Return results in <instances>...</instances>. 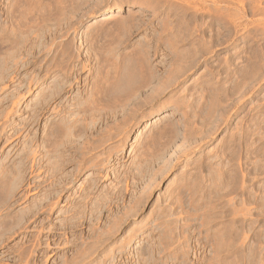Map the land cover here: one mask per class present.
Masks as SVG:
<instances>
[{"label":"rangeland","instance_id":"rangeland-1","mask_svg":"<svg viewBox=\"0 0 264 264\" xmlns=\"http://www.w3.org/2000/svg\"><path fill=\"white\" fill-rule=\"evenodd\" d=\"M211 1L0 0V264H264V0ZM92 101L101 115L85 111ZM87 126L78 141L51 139Z\"/></svg>","mask_w":264,"mask_h":264},{"label":"bare ground","instance_id":"bare-ground-1","mask_svg":"<svg viewBox=\"0 0 264 264\" xmlns=\"http://www.w3.org/2000/svg\"><path fill=\"white\" fill-rule=\"evenodd\" d=\"M177 1H178V0H177ZM181 1H182V3H183L187 8H192V11H193V9H194V11H195V7H194L195 0H181ZM181 1L179 0L180 3H181ZM209 1H210V0H209ZM212 1H213V0H212ZM212 1H211L210 3H213ZM175 2H176V1H175ZM207 2H208V1H207ZM176 3L178 4V2H176ZM180 3H179V4H180ZM182 3H181V4H182ZM195 5H196V4H195ZM181 6H183V5H181ZM204 6H205V5H204ZM197 7H198V6H197ZM175 8H176V7H175ZM187 8L184 7L185 11L187 10ZM182 10H183V9H182ZM189 10H191V9H189ZM192 11H191V12H192ZM255 11H256V10H255ZM119 12H121V8H120V7H116V8H112V9H104V10L101 11V13L98 15L96 21L106 20L108 17H110V16L113 17V14H118ZM183 12H184V11H183ZM210 12H211V11H210ZM253 12H254V11H253ZM259 13H260V12H259ZM183 14H184V13H183ZM185 14H186V13H185ZM194 14H196V13H194ZM194 14H192V16H193ZM211 15H212V14H211ZM211 15H210V16H211ZM193 18H194V17H193ZM192 20H193V19H192ZM195 21H196V20H195ZM193 22H194V21H193ZM175 25H176V24H175ZM179 25H180V24H179ZM233 25H234V23H233ZM166 26H167V25H166ZM169 26H170V25H169ZM172 26H173V25H172ZM184 26H185V25H184ZM190 26H191V25H190ZM197 26H198V25H197ZM256 26H257V25H256ZM175 27H176V26H175ZM185 27H187V26H185ZM191 27H192V26H191ZM193 27H194V26H193ZM168 28H169V27H168ZM187 28H188V27H187ZM194 28H195V27H194ZM198 28H199V27H198ZM198 28H197V29H198ZM200 28H201V27H200ZM231 28H232V27H231ZM236 28H237V26H235L234 29H236ZM165 29H166V28H165ZM191 29H192V28H191ZM195 29H196V28H195ZM180 30H181V28H180ZM183 30H186V29H183ZM160 32H161V31H160ZM164 32H165V30H164ZM168 32H170V34L173 35L174 30L172 31V29H170V30H168ZM180 32H181V33L183 32L184 35H183V34H180V35H182V37H181V36H178V34H177V36L180 37V39H181V41H182V40H184V38H185V39L188 38V35L191 36V35H192L191 33H192L193 31H192V32H191V31L189 32V29H188V30H187V33H185V31H180ZM198 32H199V31H198ZM230 32H231V31H230ZM178 33H179V32H178ZM195 33H196V31H195ZM195 33H194V34H195ZM186 34H188V35H186ZM227 35H228V34H227ZM227 35H226V36H227ZM230 35H231V34H230ZM177 36H174V41H175V38H176V39L178 38ZM184 36H185V37H184ZM168 37H169V36H168ZM171 37H172V36H171ZM192 37H193V36H192ZM192 37H190V38H192ZM210 37H211V36H210ZM226 38H227V37H226ZM170 40H172V39H169V41H170ZM177 40H178V39H177ZM188 40H190V39H188ZM222 40L224 41V39H222ZM172 41H173V40H172ZM178 41H179V40H178ZM185 41H187V39H186ZM197 41H198V40H197ZM214 41H215V40H214ZM220 41H221V40H220ZM170 42H171V41H170ZM176 42H177V41H176ZM176 42H175V43H176ZM182 42H183V41H182ZM182 42H180V43H182ZM198 42H199V41H198ZM224 42H225V41H224ZM171 43L174 44V42H171ZM177 43H178V42H177ZM196 43H197V42H195L194 39H192V45H191V48H192V49H191V48H190V49H191V51H193V54H191V53H189V54L192 55V56H191V57H192L191 60H193V62H195L196 59L198 58V57L196 58V55L198 56V53H196L195 50L200 51L199 49H195V44H196ZM199 43H200V42H199ZM199 43H197V44H199ZM210 43H211V42H210ZM197 44H196V47H197ZM171 46H173V45H171ZM176 46H177V45H176ZM198 46H199V45H198ZM200 46H202V44H200ZM209 46H210V45H209ZM153 48H154V47H153ZM155 48H156V47H155ZM168 48H169V47H168ZM197 48H198V47H197ZM199 48H200V47H199ZM208 48H209V47H208ZM175 49H176V51H177V47H176ZM210 49H211V47H210ZM182 50H183V49H182ZM206 50H207V49H206ZM188 51H189V49H188ZM191 51H190V52H191ZM198 51H197V52H198ZM207 51H208V50H207ZM207 51H206V52H207ZM171 52H172V51H171ZM177 52H178V51H177ZM177 52L174 53V54H177V59H176V60H177V62L180 64V61H181V59H183L184 56H182L183 54L181 55V53H177ZM179 52H181V51H179ZM203 52H204V51H203ZM186 53H187V52H186ZM211 53H212V52H211ZM7 54H8V53H7ZM179 54H180V55H179ZM200 54H201V53H200ZM185 55H186V54H185ZM175 56H176V55H175ZM186 58H187V56H186ZM186 58H185V59H186ZM188 58H190V57H188ZM199 58H200V56H199ZM171 60H172V59H171ZM189 60H190V59H189ZM173 61H175V60H173ZM4 62H5V61H4ZM175 62H176V61H175ZM175 62H173V63H175ZM177 62H176V63H177ZM187 62H188V61H187ZM187 62H186V63H187ZM191 63H192V62H191ZM191 63L189 62V64H191ZM5 64H6V63H5ZM64 64H65V63H64ZM183 64H184V63H183V61H182V64H181V65L183 66ZM189 64H188V65H189ZM196 64H197V63H196ZM3 65H4V64H3ZM61 65H62V64H61ZM66 65H67V64H66ZM192 65H193V63H192ZM192 65H191V66H192ZM170 66H171V65H170ZM176 66H177L178 69H183V68H180V65H175V67H176ZM184 66H185V64H184ZM186 66H187V65H186ZM186 66H185V69H186ZM187 67H188V66H187ZM72 68H73V67H72ZM171 68H172V67H171ZM171 68H169V69H171ZM177 68H175V69L178 70ZM189 68H191L190 65H189ZM65 69H66V68H65ZM172 69H173V68H172ZM175 69H174V70H175ZM185 69H183V70L186 71ZM187 69H188V68H187ZM47 71H48V70H47ZM68 71H69V70H68ZM167 71L169 72V70H167ZM179 71H180V70H178V72H179ZM62 73H63V72H62ZM172 73H173V72H171L170 74H172ZM180 73H181V71H180ZM183 73H184V72H183ZM46 74H47V73H46ZM175 74H176V73H175ZM175 74H174V75H175ZM62 75H63V74H62ZM66 76H67V75H66ZM168 76H169V75H168ZM168 76H166V77H168ZM172 76H173V75H172ZM176 76H180V75L178 74V75H176ZM174 78H175V77H174ZM177 78H178V77H177ZM177 78H176V80H177ZM116 79H117V78H116ZM116 79H115V80H116ZM166 79H167V78H166ZM169 79H170V77H169ZM34 80H35V79H34ZM159 80H160V79H159ZM159 80H158V81H159ZM171 80H174V81H175V79H171ZM118 81H119V80H118ZM139 81H140V80H139ZM144 81H145V80H144ZM160 81H161V80H160ZM164 81H165V79H164ZM166 81H167V80H166ZM174 81H173V82H174ZM115 82H116V81H115ZM170 82H171V81H170ZM173 82H172V83H173ZM176 82H177V81H176ZM57 83H58V82H57ZM60 83H61V82H60ZM60 83H59V84H60ZM63 83H64V82H63ZM145 83H148V81H147V82H144V84H145ZM158 83H159V82H158ZM160 83H161V82H160ZM163 83H164V82L161 83L162 86H163ZM59 84H58V85H59ZM116 84H117V83H116ZM116 84H114V85H116ZM142 84H143V83H142ZM161 84H160V86H161ZM40 85H42V84H40ZM56 85H57V84H56ZM61 85H63V84L61 83ZM65 85H66V84H65ZM173 85H174V84H173ZM54 86H55V84H54ZM140 86H141V85H140ZM142 86H143V85H142ZM142 86H141V87H142ZM148 86H149V83H148ZM160 86H159L158 88H160ZM168 86H171V83L168 84ZM41 87H42V86H41ZM60 87H61V86H60ZM60 87H57V89L60 88ZM107 87H108V86H107ZM129 87H130V86H129ZM141 87H139V88L141 89L140 91H141V92H145V91H146V88H147V85H146V86L144 85L142 88H141ZM53 88H55V87H53ZM53 88H50V89H53ZM62 88L64 89L63 86H62ZM97 88H98V87H97ZM109 88H110V86H109ZM131 88H132V87H131ZM133 88H134V87H133ZM133 88H132V89H133ZM139 88H138V90H139ZM162 88H163V87H162ZM162 88H160V89L162 90ZM165 88H166V87H165ZM45 89H46V88H45ZM48 89H49V87H48ZM48 89L45 90V91H48ZM57 89H55V90H56L55 93L53 92L54 94H56V96H57V93H56V92H59V89H58V91H57ZM63 89H62V90H63ZM105 89H106V88H105ZM147 89H149V88H147ZM152 89H153V88H152ZM155 89H157V88H155ZM163 89H164V88H163ZM60 90H61V88H60ZM62 90L59 92V96H60V93L62 92ZM97 90H98V89H97ZM108 90H109V89H108ZM113 90H114V89H113ZM116 90H117V89H116ZM138 90H137V91H138ZM161 90H159V92H160ZM42 91H43V90H42ZM42 91H41V92H42ZM45 91H44V92H45ZM51 91H54V90H51ZM135 91H136V89H135ZM137 91H136V92H137ZM39 92H40V90H39ZM49 92H50V90H49ZM65 92H66V91H65ZM101 92H102V91H101ZM42 93H43V92H42ZM50 93H52V92H50ZM50 93L48 94L47 97L51 96ZM129 93H132V91L129 92ZM154 93L156 94L157 92H154ZM154 93H153V96H154V97L158 95V94H157V95H154ZM160 93H161V92H160ZM160 93H159V94H160ZM44 94L47 95V92H45ZM54 94H53V96H54ZM92 94H93V93H92ZM138 94H139V93L137 92V95H138ZM145 94H146V93H145ZM39 95H40V94H39ZM42 95H43V94H42ZM42 95H40V96L42 97ZM89 95H90V94H89ZM137 95H136V96H137ZM131 96H132V95H131ZM131 96H130V97H131ZM140 96H141V95H140ZM145 96H146V95H145ZM41 97H40V99L37 98V99L39 100L38 103H37V100H36V103H37L38 106H40V107L44 106L47 102H49V101H47V99H46L47 97H46V96H45L46 98L43 96L44 98H42V99H41ZM114 97H115V96H114ZM121 97H122V96H121ZM137 97H138V96H137ZM52 98H53V97H52ZM108 98H109V97H108ZM123 98H124V97H123ZM128 98H129V97H128ZM151 98H153V97H151ZM49 99H51V98H49ZM49 99H48V100H49ZM79 99H80V98H79ZM102 99H103V98H102ZM102 99H101V100H102ZM114 99H115V98H114ZM145 99H146V98H145ZM55 100H56V99H55ZM55 100H54V101H55ZM87 100H88V99H87ZM92 100H93V99H92ZM97 100L99 101V99H97ZM101 100H100V101H101ZM107 100H108V99H107ZM107 100H106V101H107ZM134 100H136V99L134 98ZM146 100H148V98H147ZM46 101H47V102H46ZM50 101H51V100H50ZM78 101H79V100H78ZM94 101H95V100H94ZM94 101H92V104H91L92 107H89L90 104L87 103V104H89V105H87V106L84 107V108H85V111H86V108H87V109H88L87 111L89 112V114H100L101 112H98V109H97V108H99V106H98V107L96 106V105H99V104L95 103V106H94V105H93V104H94V103H93ZM98 101H97V102H98ZM113 101H114V100H113ZM136 101H137V100H136ZM149 101H151V100L149 99ZM51 102H52V101H51ZM87 102H88V101H87ZM108 102H109V101H108ZM108 102H107V103H108ZM114 102H115V101H114ZM60 103H61V102H60ZM77 103H78V102H77ZM82 103H83V102H82ZM98 103H99V102H98ZM109 103H110V102H109ZM112 103H113V102H112ZM37 104H36V106H37ZM61 104H62V103H61ZM78 104H79V103H78ZM105 104H106V103H105ZM121 104H122V103H121ZM123 104H124V103H123ZM128 104H129V103H128ZM51 105H52V104H51ZM84 105H85V104H84ZM108 105H110V104H108ZM108 105H107V107H108ZM113 105H114V104H113ZM113 105H112V106H113ZM119 105H120V104H119ZM126 105H127V104H126ZM45 106H46V105H45ZM78 106H79V105H78ZM40 107H39V108H40ZM46 107H47V106H46ZM63 107H64V106H63ZM76 107H77V105H76ZM81 107H83V106H81ZM32 108H33V106H32ZM47 108H48V107H47ZM60 108H61V107H60ZM71 108H73V106H72ZM71 108H70V109H71ZM78 108H79V107H78ZM104 108H105V107H104ZM108 108H109V107H108ZM118 108H119V107H118ZM29 109H30V108H29ZM43 109H44V108H43ZM52 109H53V108H52ZM76 109H77V108H76ZM115 109H117V108H115ZM115 109H114V110H115ZM53 110H54V109H53ZM102 110H103V109H102ZM40 111H41V110H40ZM42 111H43V110H42ZM58 111H59V109H58ZM58 111H57V112H58ZM68 111H69V110H68ZM74 111H75V110H74ZM77 111H80V108H79V110H77ZM77 111H76V113H75L76 115H77V114H80V115L82 114V113H79V112L77 113ZM87 111H86V112H87ZM112 111H113V109H112ZM115 111H116V110H115ZM51 112H53V111H51ZM51 112H50V113H51ZM55 112H56V111H55ZM55 112H54V113H55ZM81 112H82V111H81ZM54 113H53V114H54ZM83 113H85V112L83 111ZM51 114H52V113H51ZM56 114H59V113H56ZM56 114H55V115H56ZM61 114H62V113H61ZM63 114H64V113H63ZM63 114H62V115H63ZM71 114H72V112H71ZM71 114H70V115H71ZM85 114H86V113H85ZM47 115H48V114H47ZM83 115H84V114H83ZM87 115H88V113H87ZM100 115H101V114H100ZM78 116H79V115H78ZM88 116H89V115H88ZM111 116H112V115H111ZM45 117H46V116H45ZM64 117H65V116H64ZM72 117H73V116H72ZM82 117H84V116H82ZM126 117H127V116H126ZM38 118H39V117H38ZM80 118H81V117H80ZM85 118H86V117H85ZM104 118H105V117H104ZM126 119H127V118H126ZM43 120H44V119H43ZM79 120H80V119H79ZM87 120H88V119H87ZM50 121H51V120H50ZM62 121L64 122L65 120H62ZM63 122H62V123H63ZM83 122H84V121H83ZM83 122H82V123H83ZM93 122H94V121H93ZM117 122H118V121H117ZM64 123L66 124V122H64ZM67 123H68V122H67ZM69 123H70V122H69ZM69 123H68V124H69ZM78 123H79V127H80V126H81V124H80L81 122L78 121ZM78 123H76V124H78ZM86 123H87V122H86ZM121 123H122V122H121ZM28 124H29V123H28ZM38 124H39V123H38ZM47 124H48V121H47ZM50 124H51V123H50ZM52 124H53V123H52ZM74 124H75V123H74ZM115 124H116V123H115ZM117 124H118V123H117ZM71 125H72V123H71ZM82 125L84 126V124H82ZM86 125H87V124H86ZM151 125H152V123H150L149 127H150ZM52 126H53V125H52ZM52 126H51V127H52ZM54 126H55V127H54ZM54 126H53V127L56 129L57 126H56V125H54ZM62 126H64V125H62ZM68 126H69V125H68ZM73 126H74V125H73ZM73 126H72V127H73ZM121 126H122V125H121ZM59 127H60V126H59ZM91 127H92V126H91ZM113 127H116V125L113 126ZM149 127H148V128H149ZM43 128H44V130L46 129V127H43ZM54 128H51L50 130H52V129H54ZM60 128H62V127H60ZM68 128H69V130H70V133H69V131H68ZM68 128H67V131H68V132H67L66 130H64V129H66V127L64 126V129H63L62 131H61V129L59 130V131H60V132H58L59 135H56L57 132L54 133V134L56 135L55 137L53 136L54 134H53V135L51 134V136L54 137V138H53V137L51 138V139H53V142H54V139L57 138V136H61V135H63V137H64V138L61 137V138L63 139V144H64V139H65V138H66L65 140L69 143L70 141L72 142V141H74L75 139L77 140V138H78L77 136H79V135H80V138H81V135H82V134L87 135V134H86V130H87L88 126L86 127V129L84 128L83 130H82V128H80L81 131L78 130L79 132H77L78 135L76 134V136H74V135H75V132H74V131L72 132L71 129H70V127H68ZM57 129H58V128H57ZM72 129H73V128H72ZM74 129H77V125H76V128L74 127ZM114 129H115V128H114ZM114 129H113V130H114ZM44 130H43V131H44ZM89 130H90V129H89ZM117 130H118V129H117ZM117 130H116V131H117ZM119 130H121V129H119ZM167 130H168V129H167ZM167 130H166V131H167ZM53 131H56V130H53ZM53 131H52V132H53ZM90 131L92 132V130H90ZM90 131H89V132H90ZM95 131H96V130H95ZM44 132H45V131H44ZM52 132L50 131V132H47V133H52ZM71 132L74 133V134H73V135H69V134H72ZM87 132H88V131H87ZM99 132H100V131H99ZM99 132H98L97 134H99ZM100 133H101V132H100ZM105 133H106V132H105ZM105 133H104V134H105ZM109 133H110V132H109ZM109 133H108V134H109ZM94 134H95V133H94ZM101 134H103V133H101ZM101 134H99V135L102 137ZM46 135H47V134H46ZM84 135H83V138H82L81 140H84V141H85V139H86L87 136L85 137ZM99 135H98V137H99ZM49 136H50V135H49ZM65 136H66V137H65ZM88 136H89V135H88ZM91 136H92V135H91ZM91 136H90V140L93 138L94 135L92 136V138H91ZM41 137H43V136H41ZM76 137H77V138H76ZM95 137H97V136H95ZM95 137H94V138H95ZM172 137H173V136H172ZM43 138H44V137H43ZM49 138H50V137H49ZM61 138H59V137L57 138V139L60 140V143H61ZM99 138H100V137H99ZM108 138H109V137H108ZM46 139H47V136H46ZM51 139H50V141H49V139H48L47 142H52ZM87 139H89V138L87 137ZM104 139H105V137H104ZM59 140L55 141L56 143L58 142L57 145H59ZM94 140H95V139H94ZM97 140H99V139H97ZM105 140H106V139H105ZM109 140H110V139H109ZM153 140H154V139H153ZM172 140H173V139H172ZM175 140H176V139H175ZM41 141H42V140H41ZM43 141H44V139H43ZM43 141H42V142H43ZM77 141H78V140H77ZM79 141H80V140H79ZM100 141H101V138H100ZM103 141H104V140H103ZM47 142H46V144H47ZM55 142H54V144H55ZM89 142L92 143V141H89ZM89 142H88L87 144H90ZM65 143H66V142H65ZM78 143H79V142H78ZM85 143H86V141H85ZM93 143H94V141H93ZM103 143H104V142H103ZM106 143H107V142H106ZM46 144H45V145H46ZM48 144L50 145V143H48ZM51 144H52V143H51ZM54 144H53V145H54ZM63 144H60V147L58 146V148H61V145H63ZM74 144H75V142H73L72 146H73ZM82 144H83V143H82ZM87 144H84V145L87 146ZM53 145H50V146L53 148ZM66 145H67V144H66ZM68 145H69V144H68ZM76 145H77V144H76ZM76 145H75V146H76ZM84 145H82V146L85 148ZM95 145H96V149L99 148V146H101L100 144H99V146H98V145L95 143L94 145H92V147H90V149H91L90 152H91V151H92V152L94 151L93 149H95V147H94ZM102 145H104V144H102ZM151 145H152V144H151ZM40 146H41V145H40ZM43 146H44V145H43ZM63 146H65V145H63ZM79 146L81 147V144H80ZM79 146H77V148H78ZM88 146H89V145H88ZM88 146H87V147H88ZM90 146H91V144H90ZM144 146H145V144H144ZM152 146H153V145H152ZM44 147H45V146H44ZM47 147H48V146L45 147L46 150H47L48 148H50V147H48V148H47ZM65 147H66V146H65ZM93 147H94V148H93ZM159 147H160V146H159ZM25 148H27V147H25ZM52 148H50V149L53 150V151H55L54 149H55L56 147H54V149H52ZM63 148H64V147H63ZM70 148H71V147H70ZM72 148H73V147H72ZM74 148H75V147H74ZM81 148H82V147H81ZM84 148H83V150H86V149H87V148H86V149H84ZM88 148H89V147H88ZM143 148H144V147H143ZM161 148H162V147H161ZM41 149H42V148H41ZM50 149H49V150H50ZM56 149H57V148H56ZM66 149H68V148H66ZM66 149H63V150H66ZM159 149H160V148H159ZM51 150H50V151H51ZM57 150H58V149H57ZM57 150H56V151H57ZM69 150H70V149H69ZM71 150H73V149H71ZM75 150L77 151V154H78V150H81V149L78 148V150H77V149H75ZM88 150H89V149H88ZM42 151H44V149H42ZM50 151H49V153H50ZM53 151H51V153H53ZM61 151H62V150H61ZM40 152H41V151H40ZM45 152H46V151H44V153H45ZM47 152H48V150H47ZM57 152H58V151H57ZM81 152H83V151L81 150ZM157 152H158V151H157ZM42 153H43V152H42ZM49 153H45V155H46V154H49ZM54 153H55V152H54ZM59 153H61V152L59 151ZM65 153H66V152H65ZM73 153H74V152H73ZM79 153H80V151H79ZM86 153L89 155L88 151L85 152V154H86ZM147 153H148V152H147ZM56 154H57V153H56ZM62 154H63V152H62ZM66 154H67V153H66ZM66 154H63V155H66ZM85 154H84V155L82 154V158H85L86 156L89 158L90 155L88 156V155L86 154V156H85ZM102 154H103V153H102ZM141 154H142V153H141ZM149 154H150V153H149ZM51 155H52V157H53V154H51ZM63 155H62V156H63ZM69 155H70V154H69ZM69 155H68V156H69ZM72 155H73V154H72ZM78 155H79V154H78ZM80 155H81V154H80ZM80 155H79V156H80ZM158 155H159V154H158ZM47 156H48V155H47ZM49 156H50V154H49ZM49 156H48V157H49ZM83 156H84V157H83ZM93 156H94V155H93ZM93 156H92V157H93ZM148 156H149V155H148ZM148 156H147V157H148ZM161 156H162V155H161ZM237 156H238V155H237ZM41 157H42V156H41ZM45 157H46V156H45ZM57 157H58V156H57ZM64 157H65V156H64ZM64 157H63V159H64ZM71 157H72V156H71ZM92 157H91V159H92ZM138 157H139V156H138ZM140 157H142V156H140ZM143 157H144V156H143ZM155 157H156V156H155ZM254 157H255V156H254ZM59 158H61V157H59ZM67 158H69V157H67ZM74 158H75V157H74ZM77 158H78V156H77ZM80 158H81V157H80ZM96 158H97V156H96ZM96 158H95V159H96ZM98 158H99V157H98ZM136 158H137V157H136ZM258 158H259V157H258ZM40 159H41V158H40ZM40 159H39V160H40ZM44 159H45V158H44ZM49 159H50V158H49ZM49 159H48V161H49ZM55 159H56V156H55ZM57 159H58V158H57ZM63 159H62V162H63ZM69 159H70V158H69ZM75 159H76V158H75ZM93 159H94V158H93ZM146 159H147V158H146ZM229 159H230V158H229ZM234 159H235V158H234ZM242 159H243V158H242ZM42 160H43V159H42ZM46 160H47V159H46ZM59 160H61V159H59ZM59 160H58V161H59ZM65 160H66V159H65ZM67 160H68V159H67ZM80 160L83 162V159H80ZM89 160H90V159H89ZM157 160H158V159H157ZM255 160H256V159H255ZM43 161H44V160H43ZM43 161H42V162H43ZM48 161H47V162H48ZM71 161H72V160H71ZM73 161H74V160H73ZM73 161H72V162H73ZM76 161H78V159H77ZM84 161H85V160H84ZM90 161H91V160H90ZM90 161H89V162H90ZM93 161L96 162V160H93ZM140 161H141V159H140ZM144 161H145V160H144ZM39 162L41 163V160H40ZM39 162H38V165H39ZM47 162H46V164L49 163V162H48V163H47ZM50 162H53L52 164L54 165V163H55L54 157H53V159L51 158V161H50ZM74 162H75V161H74ZM87 162H88V160H87ZM89 162H88V163H89ZM94 162H93V163H94ZM97 162H98V161H97ZM97 162H96V163H97ZM56 163H57V162H56ZM60 163H61V161H60ZM70 163H71V162H69V163H67V164H70ZM78 163H79V162H78ZM132 163H133V162H132ZM235 163H236V162H235ZM44 164H45V163H44ZM49 164H50V163H49ZM49 164H48V165H49ZM52 164H51V165H52ZM64 164H65L64 167L66 168V165H67V164L65 163V161H64ZM64 164H63V165H64ZM79 164L81 165V163H79ZM79 164H78V165H79ZM83 164H84V163H83ZM89 164H92V162H90ZM98 164H99V163H98ZM100 164H101V163H100ZM168 164H170V163H168ZM58 165H59V163L56 165V167H55V165H54V167H53L54 169L56 168V172L60 171V170L57 169V166H58ZM63 165H62V166H63ZM75 165H76V164H75ZM78 165H76V166H78ZM80 165H79V166H80ZM144 165H145V164H144ZM144 165H143V166H144ZM23 166H24V165H23ZM141 166H142V165H141ZM249 166H250V165H249ZM42 167H43V166H42ZM44 167H45V166H44ZM92 167H93V166H92ZM237 167H238V166H237ZM49 168H50V165L48 166V169H49ZM53 168L50 170V172L53 170ZM58 168H59V167H58ZM73 168H75V167H73ZM97 168H98V167H97ZM135 168H136V167H135ZM61 169H62V168H61ZM63 169H64V168H63ZM4 170H5V169H3V172H4ZM31 170H32V169H31ZM57 170H58V171H57ZM75 170H76V169H75ZM76 171H78V170H76ZM146 171H147V170H146ZM163 171H164V170H163ZM256 171H257V170H256ZM50 172H49V173H50ZM52 172L54 173L55 171H52ZM52 172H51V174H52ZM66 172H67V171H66ZM70 172H71V171H70ZM72 172H73V170H72ZM138 172H139V171H138ZM159 172H160V171H159ZM25 173H26V172H25ZM74 173H75V171H74ZM128 173H129V172H128ZM132 173H133V172H132ZM142 173H143V172H142ZM156 173H157V172H156ZM231 173H232V172H231ZM63 174H64V173H63ZM69 174H70V173H69ZM71 174H72V173H71ZM23 175H24V174H23ZM23 175H22V177H23ZM54 175H55V173H54ZM66 175H67V174H66ZM66 175H64V176H66ZM73 175H74V174H73ZM73 175H72V176H73ZM137 175H138V174H137ZM51 176H52V175H50L49 177L51 178ZM62 176H63V175H62ZM64 176H63V177H64ZM72 176H71V177H72ZM135 176H136V175H135ZM237 176H238V175H237ZM55 177H56V176H55ZM71 177L69 176L68 178H71ZM73 177H74V176H73ZM76 177H77V176H76ZM131 177H132V176H131ZM155 177H156V176H155ZM229 177H230V176H229ZM239 177H240V176H239ZM66 178H67V177H66ZM126 178H127V177H126ZM235 178H236V176H235ZM233 179H234V178H233ZM233 179H231V180H233ZM133 180H134V179H133ZM221 180H222V179H221ZM244 180H245V179H244ZM215 181H216V180H215ZM217 181H218V180H217ZM2 182H3V181H2ZM2 182H1V183H2ZM5 182H6V181H5ZM66 182H67V181H66ZM68 182H70V181H68ZM3 183H4V182H3ZM50 183H51V182H50ZM55 183H56V182H55ZM241 183H242V182H241ZM247 183H248V182H247ZM232 184L235 185L234 182H233ZM232 184H231V185H232ZM2 185H3V184H2ZM41 185H42V184H41ZM58 185H59V184H58ZM86 185H87V184H86ZM198 185H199V184H198ZM234 185H233V186H234ZM241 185H242V184H241ZM53 186H54V185H52V188H53ZM55 186H56V184H55ZM200 186H201V185H200ZM233 186H231V187H233ZM238 186H240V185H238ZM90 187H91V186H90ZM90 187H87V188H90ZM92 187H93V186H92ZM92 187H91V190H92ZM229 187H230V186H229ZM235 187H237V186H235ZM190 188H191V187H190ZM238 188H239V187H238ZM191 189H192V188H191ZM231 189H232V188H231ZM234 189H235V188H234ZM85 190H89V189H85ZM91 190H90V191H91ZM250 190H251V189H250ZM83 191H84V190H83ZM182 192H183V191H182ZM209 192H210V191H209ZM223 192H224V191H223ZM46 193H47V192H46ZM49 193H50V192H49ZM49 193H47V194H49ZM85 193H86V192H85ZM224 193H225V192H224ZM230 193H232V192H230ZM233 193H235V192H233ZM236 193H237V192H236ZM47 194H46V195H47ZM50 194H51V193H50ZM50 194H49V195H50ZM90 194H91V193H90ZM98 194H99V193H98ZM192 194H193V193H192ZM241 194H242V193H241ZM261 194H262V193H261ZM86 195H89V194H86ZM93 195H94V194H93ZM193 195H194V194H193ZM47 196H48V195H47ZM57 196H58V195H57ZM81 196H82V195H81ZM106 196H107V195H106ZM178 196H179V195H178ZM224 196H227V194L224 195ZM3 197H4V196H3ZM88 197H89V196H88ZM95 197H96V196H95ZM116 197H117V196H116ZM191 197H192V196H191ZM255 197H256V196H255ZM53 198H54V197H53ZM81 198H82V197H81ZM98 198H99V197H98ZM100 198H101V197H100ZM78 199L81 200L80 198H78ZM82 199H83V198H82ZM87 199H88V198H87ZM87 199H86V197H85V201H87ZM207 199H208V198H207ZM230 199H231V197H230ZM4 200H5V199H4ZM138 200H139V199H138ZM217 200H218V199H217ZM240 200H241V199H240ZM247 200H248V199H247ZM39 201H40V200H39ZM49 201H50V200H49ZM76 201H77V200H76ZM85 201H84V202H85ZM174 201H175V200H174ZM204 201H205V200H204ZM84 202H83V203H84ZM99 202H100V201H99ZM178 202H179V201H178ZM190 202H191V201H190ZM217 202H218V201H217ZM241 202H242V201H241ZM48 203H49V202H48ZM73 203H74V202H73ZM75 203H76V202H75ZM85 203H86V202H85ZM87 203H88V202H87ZM94 203H96V201H95ZM97 203H98V202H97ZM102 203H103V202H102ZM134 203H136V202H134ZM179 203H180V202H179ZM197 203H198V202H197ZM234 203H235V202H234ZM39 204H40V203H39ZM90 204H91V203H90ZM40 205H41V204H40ZM72 205H73V204H72ZM85 205H86V204H85ZM92 205H93V203H92ZM98 205H100V204H98ZM108 205H109V204H108ZM129 205H130V204H129ZM180 205H181V204H180ZM36 206H37V205H36ZM73 206H74V205H73ZM75 206H76V205H75ZM83 206H84V205H83ZM96 206H97V205H96ZM96 206H95V207H96ZM131 206H132V205H131ZM131 206H130V207H131ZM182 206H183V204H182ZM197 206H198V205H197ZM41 207H42V206H41ZM80 207L83 209L82 206H80ZM84 207H85V206H84ZM92 207H93V206H92ZM99 207H100V206H99ZM109 207H110V206H109ZM134 207H135V206H134ZM71 208H72V207H71ZM90 208H91V207H90ZM90 208H89V209H90ZM96 208H98V207H96ZM96 208H95V209H96ZM127 208H128V207H127ZM179 208H180V207H179ZM220 208H221V207H220ZM224 208H225V207H224ZM75 209L77 210L76 207H75ZM75 209H74V210H75ZM79 209H80V208H79ZM87 209H88V208H87ZM101 209H102V208H101ZM128 209H129V208H128ZM192 209H193V208H192ZM228 209H229V207H228ZM230 209H231V208H230ZM245 209H246V208H245ZM84 210H86V209H84ZM92 210H93V209H92ZM96 210H98V209H96ZM130 210H131V209H130ZM195 210H196V209H195ZM212 210H213V209H212ZM246 210H247V209H246ZM88 211H89V210H88ZM132 211H133V210H132ZM187 211H188V210H187ZM233 211H234V210H233ZM241 211H242V213H243V210H242V209H241ZM241 211H240V212H241ZM244 211H245V210H244ZM77 212H78V211H77ZM80 212H81V211H80ZM92 212H93V211H92ZM127 212H128V211H127ZM129 212H130V211H129ZM234 212H235V211H234ZM234 212H233V215H234ZM236 212H237V211H236ZM29 213H30V212H29ZM69 213H70V211H69ZM81 213H82V212H81ZM83 213H84V212H83ZM83 213H82V214H83ZM85 213H86V212H85ZM223 213H224V212H223ZM237 213H238V212H237ZM71 214H72V213H71ZM76 214H78V213H76ZM88 214H89V213H88ZM185 214H186V213H185ZM229 214H230V213H229ZM231 214H232V213H231ZM235 214H236V213H235ZM239 214H240V213H239ZM239 214H238V215H239ZM84 215H85V214H84ZM162 215H163V214H162ZM243 215H244V214H243ZM246 215H247V214H246ZM246 215H245V216H246ZM82 216H83V215H82ZM92 216H93V214H92ZM168 216H169V215H168ZM225 216H226V215H225ZM229 216H230V215H229ZM229 216H228V217H229ZM234 216H235V215H234ZM258 216H259V215H258ZM70 217H71V216H70ZM127 217H128V215H127ZM226 217H227V216H226ZM230 217H231V216H230ZM185 218H186V217H185ZM79 219H80V218H79ZM81 219H82V218H81ZM230 219H231V218H230ZM215 220H216V218H215ZM246 220H247V219H246ZM234 221H236V220H234ZM239 221H241V220H239ZM244 221H245V220H244ZM93 222H94V221H93ZM88 223H89V222H88ZM188 223H189V222H188ZM220 223H221V222H220ZM233 223H234V222H233ZM233 223H232V224H233ZM238 223H239V222H238ZM240 223H242V222H240ZM243 223H244V222H243ZM64 224H65V223H64ZM89 225H90V224H89ZM120 225H121V224H120ZM241 225H243V224H241ZM238 226H239V225H238ZM238 226H237V227H238ZM243 226H244V225H243ZM109 227H110V225H109ZM237 227H236V229L239 228V227H238V228H237ZM117 228H118V227H117ZM232 228H233V227H232ZM234 228H235V227H234ZM240 228H243V227H240ZM112 229H113V228H112ZM112 229H111V230H112ZM173 229H174V228H173ZM236 229H234V230L236 231ZM260 229H261V228H260ZM95 230H96V229H95ZM234 230H232V232H234ZM239 230H240V229H239ZM241 230H242V229H241ZM103 231L106 232V233H107V232L109 233L108 230H107V231L103 230ZM237 231H238V230H237ZM93 232H94V231H93ZM104 232H102V235H103ZM111 232H112V231H111ZM230 232H231V231H230ZM94 233H95V232H94ZM97 233H98V232H97ZM106 233H104V234L107 236L108 233H107V234H106ZM112 233H113V232H112ZM181 233H182V232H181ZM236 233L239 235L240 232H235V233H234L235 236H236ZM241 233H242V232H241ZM171 234H172V233H171ZM221 234H222V233H221ZM99 235H101V234L98 233V236H96V238L99 237ZM218 235H219V234H218ZM229 235H230V233H229ZM229 235H227L228 238H229ZM240 235H241V234H240ZM160 236H161V235H160ZM163 236H164V235H163ZM225 236H226V235H225ZM227 236H226V238H227ZM230 236H231V238H233V240H232V239H230V240H232V241L234 242V239H235L237 236H236V237H235V236L232 237V235H230ZM245 236H246V235H245ZM101 237H103V236H101ZM101 237H99V239H100ZM223 237H224V236H223ZM238 237H239V236H238ZM238 237H237V239H240V238H238ZM243 237H244V236H243ZM243 237H242V238H243ZM96 238H95V240H99V239H96ZM171 238H172V237H171ZM182 238H183V237H182ZM244 238H245V237H244ZM103 239H104V238H103ZM128 239H129V238H128ZM172 239H173V238H172ZM205 239H206V238H205ZM216 239H217V238H216ZM220 239H221V238H220ZM237 239H235V240L237 241ZM100 240H101V239H100ZM173 240H174V239H173ZM226 240H227V239H226ZM228 240H229V239H228ZM228 240H227V241H228ZM262 240H263V239H262ZM162 241H163V240H162ZM220 241H222V240H220ZM159 242H160V241H159ZM167 242H169V240H168ZM171 242H172V241H171ZM180 242H181V241H180ZM225 242H226V241H225ZM233 242H232V244H233ZM237 242H239V241H237ZM242 242H243V241H241V243H242ZM257 242H259V241H257ZM260 242H261V241H260ZM95 243H96V242H95ZM98 243H101V244H99V245H102V241H100V242L98 241ZM98 243H96L95 245H96V247L99 248V246H97ZM106 243H107V242H106ZM162 243H163V242H162ZM172 243H173V242H172ZM214 243H216V242H214ZM218 243H219V242H218ZM261 243H262V242H261ZM166 244H167V243H166ZM166 244H165V245H166ZM173 244H175V243H173ZM178 244H180V243H178ZM220 244H221V243H220ZM224 244H226V243H224ZM224 244H223V246H224ZM229 244H231V241H230ZM242 244H243V243H242ZM91 245H92V244H91ZM95 245H94V246H95ZM187 245H188V244H187ZM256 245H257V243H256ZM86 246H87V245H86ZM175 246H176V245H175ZM189 246H190V245H189ZM236 246H237V245H236ZM241 246H242V245H241ZM241 246H240V247H241ZM262 246H264V245H262ZM92 247H93V246H92ZM92 247H91V250H92V249H96L95 247H94V248H92ZM157 247H158V246H157ZM167 247H168V246H167ZM183 247H184V246H183ZM221 247H222V246H221ZM226 247H227V244H226ZM228 247H232V246H228ZM234 247H235V246H234ZM243 247H244V246H243ZM243 247H242V248H243ZM246 247H247V246H246ZM254 247H255V246H254ZM256 247H257V246H256ZM256 247H255V248H256ZM100 248H101V247H100ZM102 248H103V247H102ZM214 248H215V247H214ZM236 248H237V247H236ZM244 248H245V247H244ZM252 248H253V247H252ZM261 248H263V247H261ZM86 249H88V248L86 247ZM89 249H90V248H89ZM163 249L165 250L166 247L163 248ZM174 249H175V248H174ZM217 249H218V248H217ZM217 249H216V251L214 250L215 253L217 254V256H216V257L214 256V257L217 258V257L219 256V258H220V255H221L223 252L220 253L221 251H219V250H221V249H218L219 252L217 253ZM223 249H224V248H222V251L225 252L226 250H223ZM225 249H226V248H225ZM229 249L232 250V248H228L226 252H229V251H228ZM238 249H239V248H238ZM81 250H82V249H81ZM96 250H97V249H96ZM98 250H99V249H98ZM168 250H171V249H168ZM168 250H167V251H168ZM179 250H180V249H179ZM179 250H178V251H179ZM190 250H191V249H190ZM235 250L237 251V249H235ZM242 250H244V249H242ZM258 250H259V249H258ZM93 251H94V250H93ZM175 251H177V250H175ZM175 251H172V254H173V252L175 253ZM180 251H181V253H180ZM180 251H179L180 255H181V254H185V253H183V252H184L183 250H180ZM186 251H187V250H186ZM186 251H185V252H186ZM194 251H195V250H194ZM245 251H246V250H245ZM245 251H244V252H245ZM86 252H87V251H86ZM164 252H166V251H164ZM164 252H163V255H164ZM232 252H233V251H232ZM234 252H235V251H234ZM244 252H243V255H242V252H241V251H240V253L238 252V253H239V256L237 255L238 253H236V257H237V256H238V257H241V256L243 257V256L245 255ZM252 252H253V251H252ZM84 253H85V252H84ZM118 253H119V252H118ZM138 253H139V252H138ZM147 253H148V252H147ZM158 253H159V255L162 254V252L160 253L159 251H158ZM158 253H157V254H158ZM193 253H194V252H193ZM219 253H220V254H219ZM257 253H258V252H257ZM93 254H94V252H93ZM169 254H170V253H169ZM177 254H178V253H177ZM218 254H219V255H218ZM225 254H226V253H225ZM228 254L230 255V253H228ZM255 254H256V253H254V255H255ZM109 255H110V254H109ZM173 255H174V254H173ZM178 255H179V254H178ZM178 255H175V256H178ZM213 255H214V254H213ZM226 255H227V254H226ZM231 255H232V253H231ZM251 255H252V254H251ZM260 255H261V254H260ZM161 256H162V255H161ZM166 256H167V255H165V257H166ZM168 256H169V255H168ZM175 256H174V257L172 256V257L175 258ZM182 256H183V255H182ZM232 256H233V255H232ZM256 256H257V255H256ZM88 257H89V256H88ZM116 257H117V256H116ZM138 257H139V256H138ZM142 257H143V256H142ZM159 257H160V256H159ZM163 257H164V256H163ZM169 257H171V256H169ZM189 257H190V256H189ZM221 257L223 258L224 256L222 255ZM233 257H235V256H233ZM238 257H237V259H238ZM244 257H246V256H244ZM249 257H250V256H249ZM86 258H87V257H86ZM166 258H167V257H166ZM178 258H179V257H178ZM215 258H214V259H215ZM227 258H228V257H227ZM227 258H225V259H226L225 261H227ZM254 258H256V257H254ZM162 259H163V258H161V260H160V259H159V260H158V259H155V260H153V262H152L151 264H166L167 259H163L164 261H162ZM169 259H170V258H169ZM176 259H177V258H176ZM232 259L234 260V258H231V260H232ZM242 259H243V258H242ZM245 259H246V258H245ZM86 260H87V259H86ZM219 260H220V259H219ZM221 260L223 261V259H221ZM231 260H230V262H231ZM81 261H82V260H81ZM83 261H84V260H83ZM141 261H142V260H141ZM215 261H216V259H215ZM215 261H214L212 264H214ZM234 261H236V262L238 261V262H239V260H236V259H235ZM234 261H233V263H234ZM245 261H246V260H244L243 262H245ZM250 261H251V260H250ZM139 262H140V261H139ZM149 262H150V261H149ZM186 262H187V261H186ZM186 262H185L184 264H186ZM211 262H212V261H211ZM217 262H218V261H217ZM217 262H216V263H217ZM223 262H224V261H223ZM223 262H222V263H223ZM227 262H228V261H227ZM236 262H235V263H236ZM238 262H237V263H238ZM240 262H242V261L240 260ZM240 262H239V264H241ZM259 262H260V261H259ZM77 263H78V262H77ZM179 263H180V262H179ZM205 263H207V262H205ZM209 263H210V262H209ZM220 263H221V262L219 261V264H220ZM233 263L231 262V263H228V264H233ZM237 263H236V264H237ZM256 263H257V262H256ZM223 264H225V263H223ZM242 264H244V263H242Z\"/></svg>","mask_w":264,"mask_h":264}]
</instances>
